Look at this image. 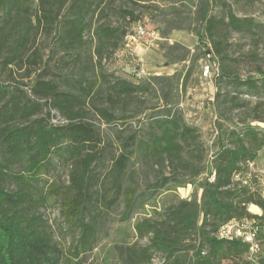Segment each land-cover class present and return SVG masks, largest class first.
Returning <instances> with one entry per match:
<instances>
[{"label":"trees","instance_id":"1","mask_svg":"<svg viewBox=\"0 0 264 264\" xmlns=\"http://www.w3.org/2000/svg\"><path fill=\"white\" fill-rule=\"evenodd\" d=\"M111 2L114 0H38L34 15L33 0H0V65L36 74L32 94L48 100L52 109L68 121L66 125H53L49 113L45 118H35L44 112L47 101L45 105L32 102L27 95H20L26 94L20 88L12 91L0 85V264L74 263L65 259L48 223L38 214L40 204L51 197L60 198L66 222L80 228L73 260L95 248L101 216L104 220L123 202L128 218L140 202L142 208L150 206L154 211L155 218L145 217L134 225L136 238L146 239L147 244L119 246L120 264H153L157 254L162 257L160 264H264V256L260 257L264 250L262 180L251 168L264 151V128L251 125L264 124V69L255 63V52L248 53V62L234 60L231 43L232 34L255 35L260 24L238 18L230 7L225 8L224 16L210 13L203 5L198 12V48L211 51L209 62L219 66L214 103L217 115L222 118V110L227 109L250 119L244 127L226 126L220 119L214 141L216 151L206 164L198 130L184 122L178 105L172 103V93L182 84L187 86L190 70L184 77L177 73L138 84L105 72V52L114 53L126 36L121 27L107 24L94 30L98 37L94 53L98 72L90 67L86 35L93 31L94 16ZM119 12L131 23L139 20L128 9L122 7ZM40 32L55 37L48 59L58 58L55 70L49 68L39 50H34ZM179 51L177 62H185L190 52L180 45ZM200 59L194 55L192 62ZM243 64L254 66L257 78H242L238 68ZM155 85L160 87L162 115H152L145 135L124 136V130L118 133L119 155L110 156L111 167L98 184L104 209L97 218L91 208L97 182L95 168L107 159L108 151L98 128L86 121L84 110L91 104L108 124L117 119V111L129 119L127 110L156 94ZM21 122L30 123L25 126ZM136 153L147 159L163 158L174 174L160 176V180L138 193L129 172ZM55 158L70 167L69 184L44 193L40 191L42 176L49 172ZM20 160H24V171L14 173L11 167ZM213 174L214 182L210 180ZM10 180L16 185L15 191L5 188ZM197 182L203 191L200 200L175 197L164 214L159 212L155 201L158 192ZM147 192L151 194L147 196ZM252 205L262 211L261 216L249 212ZM234 220L255 221L262 248L259 255L250 258L249 245L218 237V231Z\"/></svg>","mask_w":264,"mask_h":264},{"label":"rangeland","instance_id":"2","mask_svg":"<svg viewBox=\"0 0 264 264\" xmlns=\"http://www.w3.org/2000/svg\"><path fill=\"white\" fill-rule=\"evenodd\" d=\"M33 3L32 9L35 15L38 0H33ZM202 5L210 13L218 16L226 15L227 9L225 8L230 7L238 18H250L260 24L261 27L255 35L232 34L231 43L234 50L232 58L234 60L243 59L248 62V53L255 52L257 56L255 63L261 65L264 69V0H114L111 4L104 5L103 10L94 16L92 20L93 31L86 35V40L90 43L86 49H88L89 56L87 61L90 63V67L94 66L97 73L98 60L94 53L98 47V37L94 30L107 24L111 27H121L126 32V36L114 53L107 54L105 52V60L102 63L105 72L138 84L150 78L171 77L177 73L183 74L184 77L187 71L190 70L187 86L184 87L182 84L179 90L172 93V103L178 105L177 108L182 112L184 122L198 130L202 152H205L203 160L204 163L208 164L213 152L216 151L214 141L218 137L217 123L221 121L220 119L226 126L231 127H234V125L244 127L250 123V119L241 112H229L227 109L222 110V118L217 115L214 103L217 95L215 82L219 66L209 62L208 56L211 51L205 49L201 51L198 48V38L196 37V32L200 26L197 21L198 12ZM122 7L132 11L139 20L136 23H131L129 19H124L119 12ZM32 21L35 23V18ZM138 26L146 31L143 37L136 34ZM54 38V35L44 32H40L36 36L34 50L40 51L44 61L51 57V50L55 46ZM179 45L185 51L190 52L185 62H177L181 57ZM194 55L201 57L199 62H192ZM92 57H94L93 61ZM57 59L48 60L47 64H49L50 69L55 70ZM207 67H209V70L205 75ZM254 69L255 67L251 64H243L238 68L242 78H246V76L256 77ZM35 77L36 74L29 75L26 69L16 70L13 66L4 68L0 65V85L6 86L12 91L15 88H20L26 93L20 95H27L32 102H39L44 105L46 101L48 102L44 106V112L35 118H45L49 113L48 119L51 124L66 125L68 123L66 118L58 110L52 109L48 100H40L32 94L30 88ZM154 87V93L156 94L149 95L143 99L142 104L139 106L133 105L127 110L126 116H129V119L122 118L123 113L117 111V119L108 124L103 117L98 115V112H95L96 110L91 104H88L84 110L86 121L98 128L108 151L105 156L107 159H104L95 168L97 182L95 183L94 200L91 208H94V215L97 218L98 212L104 209L98 196V184L106 176L108 167H111L110 156L112 157L113 154L115 156L119 155L118 133L124 130V136L130 134L145 135L151 125L152 117L162 115L163 107H161L162 103L158 99L160 87L158 85ZM28 123L21 122L20 125L24 124L26 126ZM251 125L260 129L264 128V124L251 123ZM24 167V160H20L11 167V170L14 173L21 174ZM69 168L63 160L53 159L49 172L42 176L40 191L47 193L51 188L67 186L69 184ZM251 168L261 178L262 187L264 185V151ZM129 172L137 183L138 193L144 192L146 188L160 180V176L167 178L174 174L173 168L163 158L147 159L143 157L142 153L135 154L130 163ZM198 182L195 185H184L180 188L170 186V190L163 189L158 192L155 201L159 212L164 214L168 206L175 200V197L188 201L200 200L203 191L199 188ZM14 184L13 181H8L5 185L6 190L15 191L16 185ZM150 194L151 192H147V196ZM98 199L100 200L98 201ZM249 212L255 215L259 214L258 216L262 214L258 207L252 206L249 207ZM38 214L42 215L48 223L65 259L74 262L72 264L78 261L83 264H120L118 247L136 243L142 246L146 245V239L138 240L136 238L134 225L145 217H154L152 207L142 208L140 202H138L134 212L126 218L125 205L121 202L104 220H102L103 216L100 217L101 224L99 227L97 221L95 248L91 252L80 256L78 260H73V248L80 238V228L78 225L72 226L66 222L61 214L60 198L51 197L47 203H41ZM262 230L264 232V227ZM261 240L264 244V238ZM263 256L264 250L260 257ZM161 262L162 257L157 254L153 264H160Z\"/></svg>","mask_w":264,"mask_h":264},{"label":"built area","instance_id":"3","mask_svg":"<svg viewBox=\"0 0 264 264\" xmlns=\"http://www.w3.org/2000/svg\"><path fill=\"white\" fill-rule=\"evenodd\" d=\"M136 34L139 37H143L146 34V31L138 26L136 30ZM209 67L206 69L205 75H207ZM216 176H210V180L212 182L215 181ZM262 188V197L264 199V185ZM218 237L220 239H229V241H242L243 243L250 246L249 248V256L250 258L257 256L261 253L262 248L258 243L257 236L259 234L258 227L255 221H231L222 227L218 231Z\"/></svg>","mask_w":264,"mask_h":264},{"label":"crops","instance_id":"4","mask_svg":"<svg viewBox=\"0 0 264 264\" xmlns=\"http://www.w3.org/2000/svg\"><path fill=\"white\" fill-rule=\"evenodd\" d=\"M252 207H255L256 208V206H254V205H252ZM257 215H259V214H257Z\"/></svg>","mask_w":264,"mask_h":264},{"label":"bare ground","instance_id":"5","mask_svg":"<svg viewBox=\"0 0 264 264\" xmlns=\"http://www.w3.org/2000/svg\"><path fill=\"white\" fill-rule=\"evenodd\" d=\"M211 176H214V174H213V175H211ZM227 240H229V239H227Z\"/></svg>","mask_w":264,"mask_h":264}]
</instances>
